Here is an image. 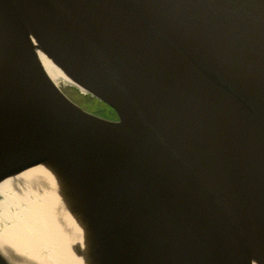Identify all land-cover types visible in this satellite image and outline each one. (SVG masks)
Returning <instances> with one entry per match:
<instances>
[{
	"label": "water",
	"instance_id": "obj_1",
	"mask_svg": "<svg viewBox=\"0 0 264 264\" xmlns=\"http://www.w3.org/2000/svg\"><path fill=\"white\" fill-rule=\"evenodd\" d=\"M20 8L118 119L32 69L0 72V177L78 167L114 264L264 261V0H0L4 61Z\"/></svg>",
	"mask_w": 264,
	"mask_h": 264
},
{
	"label": "bare ground",
	"instance_id": "obj_2",
	"mask_svg": "<svg viewBox=\"0 0 264 264\" xmlns=\"http://www.w3.org/2000/svg\"><path fill=\"white\" fill-rule=\"evenodd\" d=\"M0 72L32 69L55 87L69 83L88 94L76 74L55 55L20 8ZM90 95V94H88ZM91 96V95H90ZM94 98L93 96H91ZM163 129L184 142L181 126L159 115ZM90 180L75 165L48 159L0 177V253L9 264H114L103 238ZM250 264H264L248 247Z\"/></svg>",
	"mask_w": 264,
	"mask_h": 264
},
{
	"label": "rangeland",
	"instance_id": "obj_3",
	"mask_svg": "<svg viewBox=\"0 0 264 264\" xmlns=\"http://www.w3.org/2000/svg\"><path fill=\"white\" fill-rule=\"evenodd\" d=\"M61 91L70 98L74 103L79 105L81 108L90 112L96 116L108 119V120H117L115 112L105 104H101L95 98H92L88 94H82L81 90L74 85L69 83H63L60 85ZM101 225L103 221L100 222Z\"/></svg>",
	"mask_w": 264,
	"mask_h": 264
},
{
	"label": "trees",
	"instance_id": "obj_4",
	"mask_svg": "<svg viewBox=\"0 0 264 264\" xmlns=\"http://www.w3.org/2000/svg\"><path fill=\"white\" fill-rule=\"evenodd\" d=\"M101 104H104V103L101 102Z\"/></svg>",
	"mask_w": 264,
	"mask_h": 264
}]
</instances>
